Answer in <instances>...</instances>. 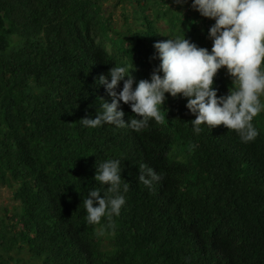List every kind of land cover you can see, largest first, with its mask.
I'll use <instances>...</instances> for the list:
<instances>
[{
  "label": "trees",
  "instance_id": "16d2710c",
  "mask_svg": "<svg viewBox=\"0 0 264 264\" xmlns=\"http://www.w3.org/2000/svg\"><path fill=\"white\" fill-rule=\"evenodd\" d=\"M105 1L0 0V184L17 201L0 225V264L24 249L42 264H264V111L249 143L223 125L195 134L186 98L168 94L163 122L139 132L81 126L111 102L98 77L127 65L136 82L150 78L165 34L212 47L214 20L190 4L121 0L116 25ZM213 86L229 93L227 71ZM108 159L120 160L126 203L90 225L83 201ZM141 163L160 177L151 189L139 182Z\"/></svg>",
  "mask_w": 264,
  "mask_h": 264
},
{
  "label": "clouds",
  "instance_id": "9594fccd",
  "mask_svg": "<svg viewBox=\"0 0 264 264\" xmlns=\"http://www.w3.org/2000/svg\"><path fill=\"white\" fill-rule=\"evenodd\" d=\"M183 7L189 0H172ZM190 7L202 17L214 20L207 38L211 50L180 36L168 35L167 40L157 41L150 59H158L150 78L138 82L127 65L111 67L101 74L97 83L103 85L111 102L103 98L95 118L85 116L81 126L97 128L110 124L116 128L145 129L149 121L163 122L159 106L168 98H186V108L195 116L193 132L199 134L201 125L210 128L223 125L234 130L244 143L252 142L259 135L253 118L264 111V0H191ZM226 68L233 87L227 95H218L214 77ZM110 77V79H109ZM121 81L123 86L121 88ZM135 84V87H134ZM119 89V90H118ZM121 102L128 104L136 118L123 119ZM95 181L100 188L90 189L83 201L87 213L86 223L100 224L103 217L109 220L119 216L126 203L129 184L122 180L119 159L96 163ZM139 182L151 189L159 175L146 164L139 165ZM106 187V191H102ZM103 193V195H101ZM103 233L101 232L100 235Z\"/></svg>",
  "mask_w": 264,
  "mask_h": 264
},
{
  "label": "rangeland",
  "instance_id": "374dc122",
  "mask_svg": "<svg viewBox=\"0 0 264 264\" xmlns=\"http://www.w3.org/2000/svg\"><path fill=\"white\" fill-rule=\"evenodd\" d=\"M190 3L191 2L189 1L188 4ZM103 5L105 7L106 13L111 14L113 16L114 23L116 25H120L123 21L122 8L125 5V3L122 2L121 0H106ZM131 9L132 7L130 6L127 8L128 14L131 12ZM200 19H203V17ZM157 24L161 28L162 32L164 33L167 32L165 30L166 26L162 23V21H159ZM198 33H200L199 28L197 34ZM201 34H203V31L201 32ZM165 35L168 37V34ZM210 46H212V43H210ZM222 70L227 71L226 68L224 67H222ZM260 99L262 102H264V95H262ZM16 205H17V201L13 199L11 189L6 185L0 184V225L2 221H4L5 223L10 222L9 219L12 216V214L15 212ZM1 251L2 250L0 249V255L3 254ZM4 256L7 258L8 264H42L40 260L31 258V255L27 252L26 249L22 250L21 252L10 251L8 255L4 254Z\"/></svg>",
  "mask_w": 264,
  "mask_h": 264
}]
</instances>
